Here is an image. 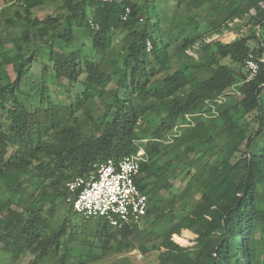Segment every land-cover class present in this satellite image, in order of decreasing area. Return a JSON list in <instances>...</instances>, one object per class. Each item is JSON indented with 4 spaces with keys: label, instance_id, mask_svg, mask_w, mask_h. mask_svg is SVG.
Returning a JSON list of instances; mask_svg holds the SVG:
<instances>
[{
    "label": "trees",
    "instance_id": "16d2710c",
    "mask_svg": "<svg viewBox=\"0 0 264 264\" xmlns=\"http://www.w3.org/2000/svg\"><path fill=\"white\" fill-rule=\"evenodd\" d=\"M10 1L21 3L12 7L15 15L5 19L0 31V195L10 194L7 199L0 196V251L10 257V264L28 256L27 264H97L110 250L132 252L128 242L138 226L119 230L104 221L87 224L66 204L67 184L87 179L99 165L135 155L141 147L148 158L137 179L149 196L145 221L159 213L172 224L164 234H155L153 245H140L141 253L158 251V264H264V147L252 150L256 140L264 138V0H245L244 9L225 5L228 15H220L212 35H222L227 23L242 20L254 9L251 29L226 43L209 44L198 34L200 17L191 14L193 6L197 9L206 0H188L181 38L171 44L157 34L152 0L144 5L135 0L120 5L98 0ZM49 1L61 3L57 15L34 17V10ZM127 6L132 12L123 21ZM12 8L5 7L0 15ZM17 22L19 34L8 35L7 29ZM86 32L87 50L80 43ZM252 40L260 47L251 48ZM198 44L207 57L190 54ZM251 57L259 61L258 76L237 86L238 94L226 102H217L247 79L244 64ZM34 63L42 66L38 85ZM162 72L166 75L155 79ZM48 73L70 86L81 83L83 91L62 107L49 96L44 101ZM96 98L107 109L98 116L90 107ZM211 106L218 116L208 124L197 120L173 144L161 143L186 114H201ZM79 110L85 120L73 118ZM252 115L259 127L250 134ZM239 153L245 157L234 161ZM191 155L181 183L200 200L183 215L172 189ZM61 204L69 208V216L56 226L51 216ZM88 228L95 231L90 247L101 244L102 254L82 252L88 246L82 238L89 235ZM185 231L193 237L188 245H179Z\"/></svg>",
    "mask_w": 264,
    "mask_h": 264
},
{
    "label": "rangeland",
    "instance_id": "374dc122",
    "mask_svg": "<svg viewBox=\"0 0 264 264\" xmlns=\"http://www.w3.org/2000/svg\"><path fill=\"white\" fill-rule=\"evenodd\" d=\"M137 3H139L140 5L145 4L146 0H135ZM153 3L152 5H156L154 7L151 8V16L154 18H158L159 19V30L157 31V34L163 35V36H167L169 32H172L171 36L173 39L177 40L179 37H181V35H179V31H180V25L181 23L184 21L185 17L184 15L187 14V11L184 7L176 10V7L178 6V3L182 0H152ZM216 0H211L212 2H215ZM20 1H18V3L14 4L17 5L18 7H20L21 3H19ZM188 2V0H187ZM8 4L11 3L10 0H0V7H2L4 4ZM186 4V2H183L182 5ZM61 5V3L56 2V1H49L46 5H44L41 8H38L34 11V17L38 18V19H45L48 16H56L57 15V9L59 8V6ZM181 5V6H182ZM176 6V7H175ZM175 7V10H173ZM16 8V7H15ZM208 11L202 12V10H192L191 14L192 15H197L200 17V20L203 21V27L202 30L205 29V27L207 26V19H212L210 18V16H208L206 18V13ZM14 9L12 10H7L4 12V14L2 13L0 15V31L5 29V19L8 17H14ZM214 19H212L213 21ZM244 22V26L242 25V27H239V31H236L235 33L238 35H244L245 32L241 33L240 30H242L243 28H248L250 22H249V16H247ZM210 22V21H209ZM246 24V25H245ZM173 29H172V28ZM20 22H17V24L15 26H10L7 29V33L8 35L14 36V35H18L20 32ZM173 31H172V30ZM171 30V31H170ZM244 30V29H243ZM199 35L202 34L203 35H208L209 33H198ZM88 32H86L84 37H81L80 43H85V49H89L90 48V41L87 38L88 36ZM122 38V36H120L118 38V40H116L115 42V46L117 48L120 47V45L122 44V42L120 41V39ZM226 38V37H224ZM228 38V37H227ZM223 40L222 42L225 41H229L228 39ZM262 38L264 39V28H263V33H262ZM164 40V38H163ZM249 45L251 46V48H258L260 47L259 43L256 40H252L250 41ZM10 46V45H9ZM173 46V45H172ZM195 56L197 57H201V56H205L207 57L208 54H203L201 49H195L194 52ZM32 71L35 75V83L36 85H38V82L41 79V73H42V66L40 63H34ZM8 72L9 75L11 77L12 80H16L17 75L15 74V72L13 71V69L11 67H8ZM166 75V73L162 72L159 73L155 79H161ZM85 75H83L81 77V81L84 80ZM45 81L44 84L47 88V95L45 97L44 101H48V96L50 97L49 100H51V102H53L54 104H56L57 107H62L64 105H69L72 102H74L76 100V96H78L82 91H83V86L81 83L76 84L75 86H70L66 81H62L59 82L58 80L54 79L53 77H51L49 75V73L47 74L46 77H44ZM64 85V86H62ZM262 99L264 100V92L262 93ZM90 107L93 110V112L98 116L101 115L103 113L107 112V109L105 107V104L102 103L101 100H99L98 98L94 99L91 103H90ZM73 118L74 119H79V120H85L86 117L84 115L83 110H79V111H75L73 113ZM151 119L156 118L155 115L150 117ZM158 120V117L155 121ZM251 122V127H250V134L254 133L258 127H259V122L257 120H255V115H252L250 120ZM259 147H264V138L260 137V139H257L256 142L253 144V149H258ZM220 157V156H219ZM241 157H245L244 154L239 153L236 155V157L233 159L234 161H237L239 158ZM194 158L193 155L187 157L186 160V164L184 165L185 167V171L184 173L178 177V180H176L174 188L172 189V193H174L175 195H177L180 200H181V204H179L181 208H179L180 213H182L184 215V213L186 214L190 208L200 200V196L196 193H192L189 192V190H186V184H182L181 181L184 178L185 173L187 172L188 168L186 167L189 163V160H192ZM221 158V157H220ZM245 166V162L241 163L240 167H244ZM1 198L3 199H7L8 197H10V194L5 193V194H1L0 195ZM14 198V197H12ZM19 197L15 196L14 199H18ZM43 200H40V202H42ZM159 202V197L157 196V198L153 201V203H158ZM69 216V208L66 206V204H61L58 209L57 212L54 216H51L53 221L55 222V225L58 226L60 225L65 218H67ZM77 219V218H76ZM78 222L80 223V219H77ZM93 222V221H92ZM87 224L91 225V221H88ZM172 226V224L167 221L161 214H156L153 215L149 220H146L142 223L141 226H139L138 231L134 233V235L131 237V239L129 240V244L131 245L132 248H134V250L132 252H125L124 250L119 251V249H115V250H110L108 251L107 257L101 261L100 263L97 264H118V263H125V264H158V256L159 253L158 251L154 250V249H150L147 253L143 254L141 253L140 250V245H145V246H150L153 245L154 243H156L157 239L155 237V234L158 233L159 235L164 234L166 231H168V229ZM77 229V228H75ZM90 231L88 232L89 235L88 236H82V238L86 239V243H87V248H85L86 250H83L82 252L85 254H102V246L101 244H97L96 247H90L93 246L92 243L95 241V231L92 230L91 228ZM193 237V234L189 231H185L180 238L184 240V242L178 243V241H176L175 236H173V239L176 243H178L179 245H188L189 243V238ZM87 249H90L89 251ZM31 259V256L25 257L23 259H21L19 262L14 263V264H27L28 261ZM12 263V261L10 260V257L3 254L0 251V264H10Z\"/></svg>",
    "mask_w": 264,
    "mask_h": 264
},
{
    "label": "built area",
    "instance_id": "2783aa9c",
    "mask_svg": "<svg viewBox=\"0 0 264 264\" xmlns=\"http://www.w3.org/2000/svg\"><path fill=\"white\" fill-rule=\"evenodd\" d=\"M101 4H123L124 0H98ZM132 12L127 6L123 13V21H127ZM92 26L95 25L91 22ZM97 28V27H96ZM152 50V43L147 42V51ZM264 62V57L261 60ZM244 68L248 77L244 82L237 83L230 90L219 97L217 102L223 103L229 97L238 94L237 86L252 82L259 74L260 64L253 57L248 59ZM212 107V114L217 112ZM204 116L201 114H186L183 122L179 123L161 143L171 145L181 137L185 128L195 126L194 117ZM147 143V140H143ZM147 154L143 147L140 151L123 159L108 160L97 167L87 179L77 178L67 184L68 198L66 204L72 211L81 215L87 221H104L111 227L122 230H131L135 226H141L145 221L149 210V196L141 190L137 179L141 174L142 164L147 162Z\"/></svg>",
    "mask_w": 264,
    "mask_h": 264
},
{
    "label": "crops",
    "instance_id": "0c3cea01",
    "mask_svg": "<svg viewBox=\"0 0 264 264\" xmlns=\"http://www.w3.org/2000/svg\"><path fill=\"white\" fill-rule=\"evenodd\" d=\"M183 2H186V4H184V5H182V3ZM229 4H231V5H233V7H237V6H239L240 5V7L242 8V9H244V8H246L247 6H248V3L247 2H245V0H216L215 2H212L211 3V0H206V2H205V4L203 5V6H201V7H199V8H195L194 6H193V8H194V10H202V12H205V11H208L207 13H206V18L208 17V16H210V18H212V19H214L213 21H212V19H207L206 21H207V26L205 27V29L204 30H202V27H203V21H201V26H200V28H199V30H198V33H209L208 35H205V39H206V44H209V43H212L213 41H223V40H225L227 37L229 38V41H231V40H234V39H236L237 37H240V35L238 34H236L235 32L236 31H239V27H242V25L244 26V22H245V18L247 17V16H249V20H250V16L251 15H256V11L253 9V10H251L248 14H246L245 16H244V18L242 19V20H240V19H235L234 21H232V22H229V23H227L228 24V27L226 28V27H224V29H223V31H224V33L222 34V35H216V34H213L212 35V33L214 32V31H216V24L219 22V17H220V15H222V16H227L228 15V12H227V7L225 6V5H227V6H229ZM144 5V4H143ZM182 5V6H181ZM261 7L264 9V2H262L261 4ZM14 7V3L13 2H11V3H9V4H4L2 7H0V10H2V9H4L5 7ZM154 6H156L155 4H154ZM176 7V6H175ZM175 7H174V9L173 10H175ZM182 7H184L185 9H186V11H187V14L186 15H184V17L185 16H187L188 14H189V10H188V8H187V1L186 0H182V1H180L179 3H178V6L176 7V10H178V9H180V8H182ZM230 7V6H229ZM213 8H216L215 10H212ZM12 9H14V8H12ZM35 11V10H34ZM210 21V22H209ZM158 22H160L159 21V19H158ZM183 23V22H182ZM181 23V24H182ZM160 25V24H159ZM246 25V24H245ZM172 28V27H171ZM173 29V28H172ZM171 29V30H172ZM244 29V30H243ZM242 30H240L241 31V33H243V32H246V31H248V30H250L251 29V24H249V26H248V28H243ZM170 30V31H171ZM173 31V30H172ZM256 31H258V32H260L261 31V26H258V27H256ZM171 34H172V32H169V34H168V37L167 36H163V35H161V37L162 38H164V40L163 41H165L166 43H173V41L175 40V39H173L172 38V36H171ZM180 35V34H179ZM224 37H226V38H224ZM181 37H179L178 39H180ZM227 38V39H228ZM227 41H225V42H222V43H226ZM202 45L201 44H198V45H196V47L190 52V54L192 55V56H194L195 58H197V59H200L199 57H197V56H195V54L193 53L194 52V50L195 49H201V51H202V47H201ZM172 48H173V46L171 45V48L169 49V51H170V53L172 52ZM203 53V52H202ZM203 114H204V116H198V117H194V123H195V126H196V124H197V120H200V121H202L204 124H208L212 119H214V118H216L217 116H218V114H217V116H214L213 114H212V107H211V110L210 111H204V112H202ZM183 120H184V118H182L181 119V121L179 122V123H182L183 122ZM194 126V127H195ZM219 126H220V123H217L216 124V129H218L219 128ZM193 127V128H194ZM187 129H191V128H185L184 130H183V132L185 131V130H187Z\"/></svg>",
    "mask_w": 264,
    "mask_h": 264
}]
</instances>
